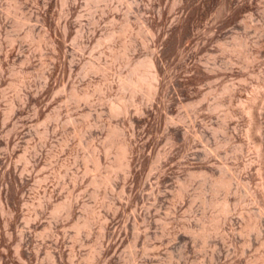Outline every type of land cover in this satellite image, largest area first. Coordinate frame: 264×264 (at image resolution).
<instances>
[{"label": "rangeland", "instance_id": "rangeland-1", "mask_svg": "<svg viewBox=\"0 0 264 264\" xmlns=\"http://www.w3.org/2000/svg\"><path fill=\"white\" fill-rule=\"evenodd\" d=\"M263 143L264 0H0V264H264Z\"/></svg>", "mask_w": 264, "mask_h": 264}, {"label": "bare ground", "instance_id": "bare-ground-1", "mask_svg": "<svg viewBox=\"0 0 264 264\" xmlns=\"http://www.w3.org/2000/svg\"><path fill=\"white\" fill-rule=\"evenodd\" d=\"M121 30V29H120ZM128 27L125 26L122 29V33L124 35L125 32H127ZM120 34V33H119ZM116 36V33H112L109 36L103 40H111ZM121 36V35H120ZM102 42V41H101ZM127 44V43H126ZM130 48V46H129ZM124 51L123 53H127L128 51V46L123 48ZM119 54V53H118ZM128 54V53H127ZM90 68H95L94 66L90 65ZM127 67H128V73L127 75L121 80L120 83V88L123 92H128L129 96L132 98L134 97L137 93L145 92L147 99L153 100L155 97L158 95L160 91V81H159V74L156 70V63L153 59V57H147L144 60L141 61H128L127 62ZM158 69V68H157ZM163 88V87H162ZM160 96V95H159ZM129 97V98H130ZM76 99H81L80 96L75 95ZM87 95L82 97V99H86ZM129 100V99H128ZM117 101V100H116ZM132 102V101H131ZM130 102L127 101H117V102H112L110 106V113L112 115H118V114H124L127 113L128 111V104ZM261 117V116H260ZM262 118V117H261ZM258 120V119H257ZM261 120V119H260ZM263 120V119H262ZM256 122V121H255ZM262 122V121H261ZM261 124V123H260ZM256 130L258 132L259 129V124H255ZM261 127V126H260ZM262 129V128H261ZM262 132V130H261ZM260 132V133H261ZM115 133V132H114ZM259 133V132H258ZM117 135V134H116ZM262 135V134H261ZM115 136V135H113ZM112 138V137H111ZM262 139V138H261ZM260 141V140H259ZM122 142V141H121ZM264 144V143H263ZM120 146V144L118 145ZM263 146V145H261ZM208 149V148H207ZM119 155H118V164L117 167L118 169H122L125 172H129L130 170V160H129V146L124 142L121 147L119 148ZM207 153V152H206ZM208 155V154H207ZM117 156V155H116ZM117 159V158H116ZM159 161V160H158ZM117 163V162H116ZM131 171V170H130ZM132 172V171H131ZM130 177V176H129ZM128 178V177H127ZM223 186L227 187L229 185V181H224L220 180L218 182V186ZM224 211H227L226 206H224ZM256 225L251 224L248 229H255ZM264 245V243H263Z\"/></svg>", "mask_w": 264, "mask_h": 264}]
</instances>
